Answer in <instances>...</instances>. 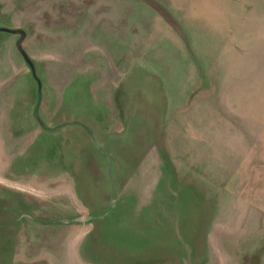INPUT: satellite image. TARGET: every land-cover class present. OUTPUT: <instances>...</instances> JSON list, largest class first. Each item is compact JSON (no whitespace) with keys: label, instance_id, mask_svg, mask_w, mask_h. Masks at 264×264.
I'll return each instance as SVG.
<instances>
[{"label":"rangeland","instance_id":"rangeland-1","mask_svg":"<svg viewBox=\"0 0 264 264\" xmlns=\"http://www.w3.org/2000/svg\"><path fill=\"white\" fill-rule=\"evenodd\" d=\"M1 28L35 72L0 31V264H264V0H0Z\"/></svg>","mask_w":264,"mask_h":264},{"label":"water","instance_id":"water-1","mask_svg":"<svg viewBox=\"0 0 264 264\" xmlns=\"http://www.w3.org/2000/svg\"><path fill=\"white\" fill-rule=\"evenodd\" d=\"M0 31L7 32V33H10V34H15V35L18 34L19 35V39H18V41L15 44L16 50L22 56L23 60L25 61V63L29 67L30 71L34 74V72H35L34 62L27 55V53L25 52V50L22 48V45H21L23 40L26 38V32L24 30H20V29H7V28H1ZM39 87H40V85H39ZM83 221H84V218L79 216V217L70 218V219L52 220V221L47 222V223H51V224H53V223L70 224V223H82Z\"/></svg>","mask_w":264,"mask_h":264},{"label":"crops","instance_id":"crops-1","mask_svg":"<svg viewBox=\"0 0 264 264\" xmlns=\"http://www.w3.org/2000/svg\"><path fill=\"white\" fill-rule=\"evenodd\" d=\"M24 261H25V262L27 261V260H26V258H25V260H24ZM54 261H55V260H54Z\"/></svg>","mask_w":264,"mask_h":264}]
</instances>
